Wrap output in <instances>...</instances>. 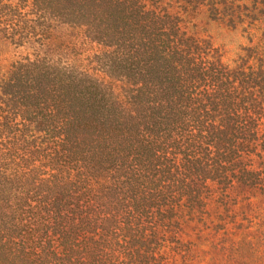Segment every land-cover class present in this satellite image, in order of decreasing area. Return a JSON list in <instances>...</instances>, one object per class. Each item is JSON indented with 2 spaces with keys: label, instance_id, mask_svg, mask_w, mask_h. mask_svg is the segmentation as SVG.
<instances>
[{
  "label": "trees",
  "instance_id": "trees-1",
  "mask_svg": "<svg viewBox=\"0 0 264 264\" xmlns=\"http://www.w3.org/2000/svg\"><path fill=\"white\" fill-rule=\"evenodd\" d=\"M243 1L0 0V264H264V10L237 24ZM187 3L248 42L229 54Z\"/></svg>",
  "mask_w": 264,
  "mask_h": 264
},
{
  "label": "rangeland",
  "instance_id": "rangeland-1",
  "mask_svg": "<svg viewBox=\"0 0 264 264\" xmlns=\"http://www.w3.org/2000/svg\"><path fill=\"white\" fill-rule=\"evenodd\" d=\"M166 2H171V0H166ZM175 4V8H181L184 9L186 0H173ZM170 5H173V3H170ZM238 5V4H237ZM236 5V6H237ZM241 9L242 12H244V15L242 14V17H236L237 24H240L239 22H244L247 27L253 25L255 22V14H260L261 10H264L263 5H259L255 0H247L240 3L238 9ZM178 9V10H179ZM187 10L188 13L186 15V22L188 23V26L198 25L197 28L202 30L206 36L210 35L213 38V41L221 46L225 47V50L229 54H234L235 47L239 45V43H247L248 39L241 36V33H243L241 30L244 28L243 25H241V30H233L231 28L234 23L230 21H225L224 24H228V26H225L224 24L220 23L218 20L215 21L211 19L209 12L206 11V8L203 7H197L193 3H187ZM251 10V13H249ZM21 53L18 51L9 52L8 54H4L3 58L7 61H11L13 58L19 56ZM260 232L256 234V232H253V238H254V246L251 248H264V244L262 243V237L260 236ZM199 235V234H197ZM255 236V237H254ZM211 238V237H210ZM208 240L205 242L206 248H233L229 245L231 244L230 238L228 236H214V240L210 241ZM260 238V239H259ZM249 248V247H246Z\"/></svg>",
  "mask_w": 264,
  "mask_h": 264
}]
</instances>
